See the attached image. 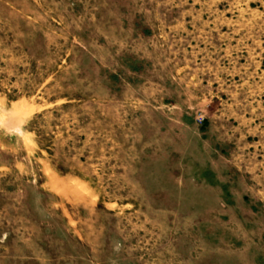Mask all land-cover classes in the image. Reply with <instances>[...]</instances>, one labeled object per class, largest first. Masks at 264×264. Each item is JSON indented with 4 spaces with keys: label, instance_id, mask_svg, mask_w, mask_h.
Masks as SVG:
<instances>
[{
    "label": "rangeland",
    "instance_id": "rangeland-1",
    "mask_svg": "<svg viewBox=\"0 0 264 264\" xmlns=\"http://www.w3.org/2000/svg\"><path fill=\"white\" fill-rule=\"evenodd\" d=\"M0 264H264V0H0Z\"/></svg>",
    "mask_w": 264,
    "mask_h": 264
},
{
    "label": "built area",
    "instance_id": "built-area-1",
    "mask_svg": "<svg viewBox=\"0 0 264 264\" xmlns=\"http://www.w3.org/2000/svg\"><path fill=\"white\" fill-rule=\"evenodd\" d=\"M202 121H203V120H202ZM202 121H201V122H202Z\"/></svg>",
    "mask_w": 264,
    "mask_h": 264
}]
</instances>
